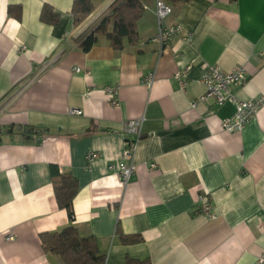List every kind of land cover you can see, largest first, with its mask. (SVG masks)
Listing matches in <instances>:
<instances>
[{"label": "crops", "instance_id": "1", "mask_svg": "<svg viewBox=\"0 0 264 264\" xmlns=\"http://www.w3.org/2000/svg\"><path fill=\"white\" fill-rule=\"evenodd\" d=\"M73 1L0 0V264H62L42 250L39 234L69 225L94 238L104 264H264V105L234 133L220 128L231 102L191 106L204 93V66H241L246 80L231 93L264 95V0L172 7L165 24L177 32L161 52L148 41L156 0L143 2L134 45L115 51L100 37L88 52L73 39L114 0H91L98 5L76 27ZM43 5L57 14L55 25L40 22ZM14 7L19 20L8 13ZM186 67L180 89L174 73ZM107 87L116 88L117 107ZM136 118L142 137L123 185L108 166L121 161L122 122ZM89 151L96 156L87 163ZM54 172L77 181L72 222L56 204ZM201 193L211 219L198 210ZM122 235L142 241L122 244Z\"/></svg>", "mask_w": 264, "mask_h": 264}, {"label": "trees", "instance_id": "2", "mask_svg": "<svg viewBox=\"0 0 264 264\" xmlns=\"http://www.w3.org/2000/svg\"><path fill=\"white\" fill-rule=\"evenodd\" d=\"M162 1L172 8L187 0ZM143 2L144 0H114L96 21L73 39L74 47L82 52H88L100 37L104 38L115 51H120L125 43L134 45L137 41L136 24L144 10ZM13 9L18 10L17 14L13 13ZM13 9L10 8L8 13L19 20V8ZM93 10L94 4L91 0H74L70 11L73 26H79ZM39 20L47 25H55L58 17L50 6L43 5ZM5 132L11 134L12 130L8 128ZM32 132L31 128L26 130V134L23 135L25 142L31 140L28 133ZM52 189L58 208L66 210L69 222H72V203L78 190L76 179L69 173L54 172ZM119 239L122 244L142 241L140 236L122 235ZM39 240L42 250L59 257L62 264H104V256L98 253L94 238L80 237L77 229L72 225L57 232L40 233ZM126 264H149V262L127 260Z\"/></svg>", "mask_w": 264, "mask_h": 264}, {"label": "built area", "instance_id": "3", "mask_svg": "<svg viewBox=\"0 0 264 264\" xmlns=\"http://www.w3.org/2000/svg\"><path fill=\"white\" fill-rule=\"evenodd\" d=\"M171 7L162 0L155 1V17H156V32L149 38V42L158 45L160 52L166 48L172 41L177 28L173 25L165 24V19L171 13ZM43 66L41 71L47 67ZM74 71H79L74 68ZM189 67L182 70H177L174 73V78L177 81L180 89H184L187 85V74ZM153 75L146 76L144 81L151 83ZM246 80V72L243 67L238 66L230 72H223L215 66H204L203 73L199 79V83L204 87V93L200 95L191 106L196 103L211 102L216 106H221L226 102H231L234 106V113L220 121V128L226 133L239 132L249 122L258 110L264 105V95L256 96L248 100L237 99L232 93L231 88L242 85ZM104 93L108 98V102L112 107L118 106L117 91L115 87H107ZM71 113L75 115L81 114L80 110L73 109ZM143 118L130 119L122 122L121 131L126 136L123 140V149L121 161L116 165L108 166V169H116L117 175L123 185H126L129 178L135 171L133 164L138 143L142 137ZM95 152L89 151L85 155L87 163L95 158ZM155 168L154 164L149 165V169ZM198 210L207 218H213L212 206L209 197L206 194H198L196 197ZM261 261V260H260Z\"/></svg>", "mask_w": 264, "mask_h": 264}, {"label": "rangeland", "instance_id": "4", "mask_svg": "<svg viewBox=\"0 0 264 264\" xmlns=\"http://www.w3.org/2000/svg\"><path fill=\"white\" fill-rule=\"evenodd\" d=\"M94 5H98V4H95V3H94Z\"/></svg>", "mask_w": 264, "mask_h": 264}]
</instances>
